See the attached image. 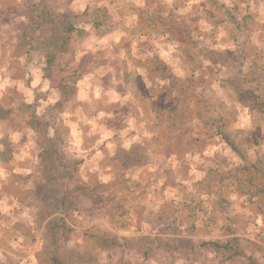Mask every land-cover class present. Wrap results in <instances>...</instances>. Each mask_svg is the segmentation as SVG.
I'll list each match as a JSON object with an SVG mask.
<instances>
[{
	"label": "rangeland",
	"instance_id": "obj_1",
	"mask_svg": "<svg viewBox=\"0 0 264 264\" xmlns=\"http://www.w3.org/2000/svg\"><path fill=\"white\" fill-rule=\"evenodd\" d=\"M168 2L0 0V105L13 111L0 124L5 131L17 130L11 135L17 160L0 162V182L8 177L21 191L35 194L34 219L42 239L36 258L26 259L23 251L24 259L0 256V264H264V0H174L172 8ZM104 6L119 27L120 39L108 41L112 44L93 28V11ZM71 24L91 36L72 34L75 56L60 55L47 78V55L59 50ZM147 29L152 34L160 30L162 37L147 41ZM146 46L162 54L150 56L154 86L141 91L153 102L147 107L165 109L167 127L212 126L220 132L222 101L228 98L234 107L239 100L255 135L244 138L250 145L255 138L256 149L240 151L231 143L225 159L220 153L212 166L199 170V182L171 183L178 197L211 192L208 205L204 196L192 202L180 196V206L175 200L166 205L155 200L157 207L143 211L145 224L125 238L120 232L133 205L119 209L131 201L115 195L133 185L116 183L126 174L110 155L115 135L134 112L133 80L116 59L125 60L127 51ZM78 70L83 75L75 96L66 107L57 106L62 101L58 85ZM33 114L58 130V154L48 168L30 161L45 139V131H35L30 123ZM236 114L231 112L235 121ZM98 155L101 161L95 160ZM93 164L101 169V178L92 173ZM178 168L186 172L182 164ZM143 170L155 179L164 172L156 164ZM205 172L211 173L212 184L206 185ZM46 234L52 240L47 253ZM99 237H108L112 246L101 248ZM234 239L232 251L207 246Z\"/></svg>",
	"mask_w": 264,
	"mask_h": 264
},
{
	"label": "crops",
	"instance_id": "obj_2",
	"mask_svg": "<svg viewBox=\"0 0 264 264\" xmlns=\"http://www.w3.org/2000/svg\"><path fill=\"white\" fill-rule=\"evenodd\" d=\"M163 1L165 2V0ZM173 3H175L174 0H169L168 2V4H171V8ZM179 4L182 5L181 2H179ZM100 8L108 9L110 14V9L107 6ZM110 17L111 23L117 26V30L107 36H99L106 44H112L110 42H116L120 39L119 27L116 22L117 20L111 14ZM146 33L148 34V37L146 38L147 41H150L151 39L158 40L163 34L160 30L152 34L149 33L148 29L144 31L143 35ZM127 53L129 58L124 60V57L122 59L117 57L116 60L117 62H121L120 66L133 80L130 92L132 103L130 106H132L131 109L134 112H131L126 120L127 125L124 130L115 135V149L114 153L110 155V160L117 164L119 172L126 174L125 177L120 178L116 183L120 186L123 180H128L129 184L133 185L130 190L128 189L123 192V195H121L122 193L115 195L119 197V199L120 197H123L124 201H131L130 205L123 204L124 206L119 209L124 210L133 205V208H130L132 213L126 218L125 230L120 232L121 236L125 238L130 235V230L135 227L140 228L145 224L143 211H147L148 208L152 210L157 207L159 204H156L154 202L155 200H158V202L160 201L165 205L168 202L175 200L176 204L180 206L179 201H182L180 196L184 195L179 194L178 197V191L176 190V187L172 189L171 183H176L175 186H178L182 182L189 185H192V182H195V180L196 182H199V179L202 177L201 175H203L199 170L204 167L207 168L208 165L212 166L215 158L219 157L220 153L222 154L221 158L225 159L229 155L230 150H232V145L240 151H247L251 148L256 149L255 138H252L251 145L247 144V141L249 140L244 138V136L249 137L255 135H252L251 132L253 131L251 130L250 125H246L247 115L244 114L245 112L238 102L239 100L235 101L234 107H231L232 105L228 98H225L222 101L220 112L223 122L220 132L215 131L212 126L206 130L167 127L170 123H166L167 112L165 109L147 107V103L151 104L153 102L150 101V99L148 102L145 97L149 98V96L147 94L144 95L141 91L143 88L149 89L151 86H154L152 80L149 79L154 76V66L151 64L150 56H157L162 54V52L159 49H151L146 46V48L142 49L133 48L130 51H127ZM130 57H132V60ZM144 77H146L147 80H144ZM83 89L84 85H81V91ZM142 100H144V103ZM154 100L155 99H153V101ZM231 112L237 113L236 121L231 115ZM154 124H157V126H154ZM8 130L10 131H5L4 125L0 124V140L8 133L7 135L9 136L11 143H13L11 135L17 132V130ZM134 144L143 145L147 149V153L151 157V160L149 164L145 166L125 170L119 162L113 159L115 151L119 148L129 149ZM2 150L3 146L2 149L0 148V151ZM16 160L17 157L15 156L14 150L13 161ZM95 160L101 161L99 155L95 157ZM30 161H32V163L37 162L35 156L30 157ZM0 162L4 165L7 164L1 160ZM154 164L164 170L163 175H158L156 179L151 175L148 177L145 176L143 170V168L148 165L154 166ZM180 164H182V167L184 166L186 168L185 173L178 168V165ZM87 166H85L84 169L89 168L90 165ZM96 166H98V164H93L91 167L93 169H90L97 178H101V169ZM228 166L226 165L225 167ZM196 169H198V171ZM165 172H171L173 175L167 177ZM95 176H93V178H96ZM203 178L206 180V185H209L210 182L211 184L213 183L211 173L205 172ZM102 181L110 183L105 180H101V182ZM0 183V241H3L4 243L3 245L0 243V256L8 257L9 259H16L20 255L19 258L24 259L22 252L25 251L24 255L27 256L26 259H29L30 256H35L34 258H36L37 250L42 247V239L38 237V227L36 225V220L34 219L38 209V206L36 207V196L32 192L28 193L21 191L22 187L15 185V182L8 181V177H3ZM146 187H149L152 190V193H150L151 191L148 189L149 192L146 193V195L143 194L142 192ZM155 188H160L161 190H159L158 193H155ZM133 190L136 191L131 193ZM211 194V192H205L204 194L203 192H196L194 195L191 193L189 196L182 197V199L184 201L189 200V202H192L200 196H204L206 199L205 204L208 205V199L210 198L209 195ZM151 199L153 200L152 203ZM196 201H200V199ZM45 239L46 244L44 246L47 253L48 244L50 247L52 240L47 234ZM31 240H33V242H31ZM28 249L32 252L31 254L28 253Z\"/></svg>",
	"mask_w": 264,
	"mask_h": 264
},
{
	"label": "trees",
	"instance_id": "obj_3",
	"mask_svg": "<svg viewBox=\"0 0 264 264\" xmlns=\"http://www.w3.org/2000/svg\"><path fill=\"white\" fill-rule=\"evenodd\" d=\"M93 15L96 16L93 23V28L99 32L100 37L112 34L117 30V26L111 23V17L108 9L97 7L94 9ZM72 34H76L79 39H86L90 36V32L88 30L79 28L73 24L68 25L65 28V35L61 37L59 50L53 54L47 55V65L44 68L45 77H52V69L54 68L60 55L70 54L73 57L75 56V52L72 47ZM82 75L83 74L78 70L61 80L60 84L58 85V90L62 93V101L58 102L57 106L62 108L67 106L70 100L75 96L76 84L82 79ZM12 114V110L4 109V107L0 105V121L10 120ZM30 123L35 128V131H45V135L43 134L45 139L39 142L36 147L35 159L39 163L43 164L45 168H48V163H52L53 159L56 158L58 154L55 147L56 141L59 137L58 130L54 129V127L48 122L39 119L34 114L32 115ZM49 130H54L52 135L47 134ZM7 134L3 139L0 140V144L3 146V150L0 151V160L8 164L13 161L14 147ZM113 159L119 162L125 170H128L130 168L139 166L141 167L149 164L151 157L148 155L147 149L143 145L134 144L129 149H117ZM97 242L98 245L103 249H107L112 246L110 245L108 237H99ZM237 242L238 239L225 242H209L207 243V246L214 247L218 250L232 251L234 243L236 244ZM234 255H240V253L237 252Z\"/></svg>",
	"mask_w": 264,
	"mask_h": 264
}]
</instances>
